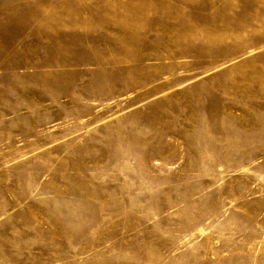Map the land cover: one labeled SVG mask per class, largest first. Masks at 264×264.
<instances>
[{"label":"rangeland","instance_id":"obj_1","mask_svg":"<svg viewBox=\"0 0 264 264\" xmlns=\"http://www.w3.org/2000/svg\"><path fill=\"white\" fill-rule=\"evenodd\" d=\"M0 264H264V0H0Z\"/></svg>","mask_w":264,"mask_h":264}]
</instances>
